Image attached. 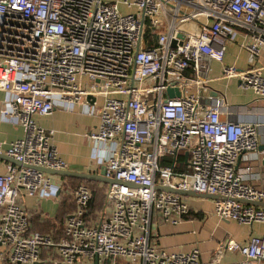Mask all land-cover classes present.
Here are the masks:
<instances>
[{
  "label": "built area",
  "instance_id": "built-area-1",
  "mask_svg": "<svg viewBox=\"0 0 264 264\" xmlns=\"http://www.w3.org/2000/svg\"><path fill=\"white\" fill-rule=\"evenodd\" d=\"M238 35L239 49L259 57L264 0H0V115L24 133L6 148L0 142V154L20 164L0 174V264H199L197 249L159 246L157 227L180 225L192 211L189 198L156 186L221 197L218 222L264 224V208L237 201L264 203L237 167L245 152L264 161V124L222 119L230 106L206 92L212 81L236 79L264 101L260 67L223 63ZM213 62L222 65L215 78ZM57 100L98 119L86 138L104 153V177L133 187L105 184L94 210L89 186L67 188L74 210L55 238L32 230L23 200L52 199L40 168H67L53 132L36 123ZM225 252L239 254L236 264H261L264 235L224 238L212 264Z\"/></svg>",
  "mask_w": 264,
  "mask_h": 264
},
{
  "label": "crops",
  "instance_id": "crops-1",
  "mask_svg": "<svg viewBox=\"0 0 264 264\" xmlns=\"http://www.w3.org/2000/svg\"><path fill=\"white\" fill-rule=\"evenodd\" d=\"M242 38L236 36L227 43L224 65L235 66L237 69H246L251 66L260 67L264 77V51L255 59L239 49ZM211 78L220 74L222 65L213 62L211 64ZM210 96L217 102H226L231 108V115H222V119H230L237 122H258L264 124V101L256 100L252 91H242L238 88V80L220 81L208 83ZM204 92V94H206ZM7 98L0 91V109ZM36 123L43 129L52 131V144L56 148L59 157L66 163V170L82 173H98L104 166V153L98 154L92 149V145L86 136L94 132L98 126V119L80 112L74 104L55 102V108L50 116L36 118ZM261 131H264L262 127ZM23 129L15 123L9 122L0 115V142L6 148L13 141L23 137ZM9 163L0 160V174L5 165ZM238 172L244 176L245 183L264 191V161L256 152H245L238 162ZM246 168H250L246 171ZM52 182L51 198L49 200H35L24 198L23 203L30 216V224L48 223L51 230L44 235L58 237L56 229V216L59 214L63 198L67 197V188L73 183L67 178L50 176ZM66 190V191H65ZM69 197V196H68ZM69 199V203H72ZM207 200L189 199L191 213L188 220L177 226L159 225L156 229L158 244L161 248L171 252H189L192 249L199 251V264H212V254L217 244L224 238H232L240 244H245L252 236L264 235V224L253 223L251 225L238 224L233 221L218 222L209 209V215L215 222H207L204 207H208ZM212 201V208H213ZM262 208V207H260ZM74 210L73 203L64 205L63 215ZM203 214V216L200 214ZM211 212V213H210ZM199 214L196 218L194 214ZM193 214V216H192ZM42 234V233H41ZM240 259L239 254L225 252L221 258V264H236ZM261 264H264L261 263Z\"/></svg>",
  "mask_w": 264,
  "mask_h": 264
},
{
  "label": "water",
  "instance_id": "water-1",
  "mask_svg": "<svg viewBox=\"0 0 264 264\" xmlns=\"http://www.w3.org/2000/svg\"><path fill=\"white\" fill-rule=\"evenodd\" d=\"M168 94H169L170 98L175 97V96L176 97L179 96V92L177 91V89H169ZM185 156L187 157V154H185ZM0 160L9 162V163L14 164V165H20L19 163L14 161L12 158L5 156L4 154H0ZM40 170L42 172L50 175V176H59L62 178H67V179L72 178V179L81 180V181L98 182V183H102V184H106V185L124 184V185L133 187V185L130 183H125L123 181H118L115 179H106L104 177V175H105V167L104 166L96 174L95 173L74 172V171H69V170L53 171V170H47V169H42V168H40ZM155 188L157 190H161V191L169 192V193H174V194H177V195H180L182 197L189 198V199H201V200H210V201L222 200V198L218 197V196L208 195L205 193H198V192H194V191L174 190L171 188H162V187H157V186ZM237 201L240 203L246 204V205H252L254 207L264 208V203L250 202V201H246V200H237Z\"/></svg>",
  "mask_w": 264,
  "mask_h": 264
},
{
  "label": "trees",
  "instance_id": "trees-1",
  "mask_svg": "<svg viewBox=\"0 0 264 264\" xmlns=\"http://www.w3.org/2000/svg\"><path fill=\"white\" fill-rule=\"evenodd\" d=\"M179 160L180 161H182L183 160V156L182 157H179ZM68 180H70V181H72L73 183H75V185H78V184H88V183H97L99 186H101V188L103 189V203H104V191H105V187H106V185L105 184H102V183H98V182H89V181H81V180H76V179H72V178H68ZM88 186V185H87ZM93 195H94V200H93V203L91 204V208H92V210H94V209H98V208H100V205L98 206V204H97V194H96V192L93 190ZM71 202V201H70ZM102 203V204H103ZM70 204H72V203H69V198H68V196L67 197H65V198H63V200H62V202H61V206H62V209L60 210V212H59V214L56 216V223H57V227H56V229H57V231L59 232V235H61V232H62V228H63V222H64V219L66 218V216L68 215V214H70L71 212H69V213H67L65 216L63 215V212H64V205H70ZM103 206V205H102ZM194 214V213H193ZM193 214H192V216H193ZM195 216H196V218H198L199 217V214H194ZM37 221L38 220H36L35 222H33L32 221V224H31V228H32V230L33 231H36V230H38V231H43V232H45V231H47L48 229H49V227H51L52 225H49L48 223H42V224H40V225H38L37 224ZM38 231H36V232H38Z\"/></svg>",
  "mask_w": 264,
  "mask_h": 264
},
{
  "label": "rangeland",
  "instance_id": "rangeland-1",
  "mask_svg": "<svg viewBox=\"0 0 264 264\" xmlns=\"http://www.w3.org/2000/svg\"><path fill=\"white\" fill-rule=\"evenodd\" d=\"M121 11L124 13V12H126V10L125 9H123V8H121ZM189 26L191 27V26H193L192 24H189ZM92 190H94L95 192H96V194H97V204H98V206L100 205V208H102V203H103V189L101 188V186H99L97 183H88L87 184ZM75 186H77V185H75V183H72L70 186H69V188L70 189H73ZM69 198V197H68ZM70 199V198H69ZM205 202H207V204H208V207H204V211H205V214H206V220H207V222H215V219L214 218H212V216L211 215H209V210L211 211L212 210V201H210V200H207V201H205ZM209 209V210H208ZM200 213V212H199ZM211 213V212H210ZM201 214V213H200ZM202 216H203V214H201ZM51 229L49 228L47 231H45V232H41V231H38V230H36V231H38L39 233H42V234H44V233H48L49 231H50ZM59 233V232H58Z\"/></svg>",
  "mask_w": 264,
  "mask_h": 264
}]
</instances>
